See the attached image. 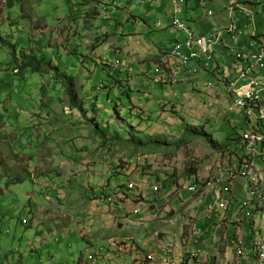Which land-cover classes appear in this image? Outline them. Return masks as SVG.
Returning a JSON list of instances; mask_svg holds the SVG:
<instances>
[{
    "label": "rangeland",
    "instance_id": "obj_1",
    "mask_svg": "<svg viewBox=\"0 0 264 264\" xmlns=\"http://www.w3.org/2000/svg\"><path fill=\"white\" fill-rule=\"evenodd\" d=\"M9 1L14 3L10 17L6 11ZM88 1L0 0V27L7 22L1 32L24 50V55L33 54L37 61L45 57V62H50L59 71L51 72L42 66L44 72L25 73L21 79L12 70L0 72L3 114L0 122V190H5L0 192V264H7L8 256L9 259L19 256L21 264H40L38 259L42 264H50L45 257L48 252L27 250L30 231L23 236L21 231L14 230L16 220L22 216L36 215L33 217L38 220L39 229L42 225L54 228L51 216L61 209L73 208V202L74 205L84 202L90 188L92 194L99 193V197H92L100 198L107 183L118 180L114 179L119 176L126 182H133L138 191L143 187L142 181L150 184L163 177L167 179V182L161 180L165 183L163 192L169 190L170 181H176L173 186L181 187L189 175L204 173L203 162L209 152L220 149L219 143L223 145L227 139L235 137L231 129H238V113L232 105V95L225 88L226 97L222 100L217 99L213 90L204 92L197 87L185 91V95L169 93L161 99V95H154L158 86L149 78H144L149 84L145 90L149 97L135 90L129 99L126 94L121 95L123 91L118 88L112 90L108 98L106 91L101 92L95 116L104 131L95 126L91 117H79L81 109L70 102L74 96L83 101L85 97L83 109L91 106L92 98L86 97L89 93L83 87L115 85L102 69L99 59L90 58V46L87 47L86 41L98 33L95 27H86L89 21L84 15L91 9ZM217 2H207L200 7L198 15L205 18L208 9L217 13ZM130 3L131 8L141 11L138 0H130ZM104 4L109 11L106 13L100 6L104 14L97 19L103 27L100 37L115 29L111 10L116 8L109 0H104ZM195 5L194 0L189 1V12ZM122 12L130 14L128 9ZM116 13L120 14V9H116ZM148 16L152 21L164 19L163 12L157 10H150ZM13 22V27H9ZM258 22L262 24L258 27L261 31L264 17H259ZM106 49L107 44L100 46L98 54ZM212 76L216 80L221 78L218 73ZM114 95L116 100H113ZM121 105L123 109H120ZM68 107L74 117L66 115ZM87 115L94 116L91 110ZM69 126L73 127L72 131ZM107 126L112 127L110 132ZM65 157L70 160L66 161ZM18 178L20 181L15 182ZM121 182L123 187L125 181ZM70 200L74 201L68 204ZM90 201L91 198L85 203ZM72 211L74 213V209ZM70 217L73 218V214ZM73 225L70 232L74 231ZM55 237L60 239L59 243L51 242L49 251L59 257L62 264H78L85 243L77 233L70 238L55 233ZM32 246L36 247L35 244ZM11 248L17 253L8 252ZM164 249L168 250H162L167 254L169 249Z\"/></svg>",
    "mask_w": 264,
    "mask_h": 264
},
{
    "label": "crops",
    "instance_id": "obj_2",
    "mask_svg": "<svg viewBox=\"0 0 264 264\" xmlns=\"http://www.w3.org/2000/svg\"><path fill=\"white\" fill-rule=\"evenodd\" d=\"M109 1L113 2L116 9H120V14L116 13V9L111 10L115 29L111 33H106L107 35L104 37L103 42H100L102 46L107 44V49L104 53L98 54V46H95L91 56L99 60L106 58H108L107 60L112 58L123 60L134 69L132 78L123 85L125 87H122V90L128 91L127 98L131 99L130 93L132 96L135 90L140 95L143 94L149 97L150 94L145 91L148 89L149 84L144 78H150L151 68L160 63L164 51L173 42L182 38L178 32H174L171 28V1L144 0L143 3L138 1L141 5V11L144 12L138 11L134 7L131 8L130 0ZM189 1L187 2L186 10H184L183 18L184 20L186 19L188 26L196 33L202 35L211 32L213 29H221L227 26L228 17L224 8L228 0H194L196 5L192 7V12H189ZM213 1H218V12L215 13L212 9H208L212 11V16H207V10L205 18L200 17L198 15L200 7L207 4V2ZM237 1L243 4L249 0ZM251 1L250 5L254 10L252 28L257 32L258 27L262 26L258 19L259 17H264V0ZM99 2H102V0L91 2L93 6L90 20L92 23L89 24L90 28H96L98 36L103 32V27H100V23H97V18L103 15L100 7H98ZM125 2L128 3L126 4ZM95 3H97L96 6L99 9L98 15L95 10ZM123 9H128L130 14L123 13ZM150 10L162 11L164 19L152 21L148 16ZM106 11H109V9ZM108 17L109 15L107 14ZM258 34L263 35L264 28L258 31ZM95 40L99 41V38L93 37L91 40L86 41V44L90 45ZM249 40L250 27L248 26L240 38L231 40L225 37L223 43L225 45L237 43L238 47L243 50L254 51L256 47H248ZM224 51L225 49L220 46L213 53L212 64L217 70L212 68L203 70L196 67V72L193 75L183 79V82L186 83L182 82L179 85L170 86L151 82L158 86V88H155L154 95H161V99H165L164 96L166 94L185 95L187 94L185 91L187 92L197 87L204 92L213 90L217 94V99L222 100L223 97H226L224 86L217 83L216 77L212 75L216 74L217 71L227 76L228 79H232L236 75L235 72L231 71V66L230 64L228 65L229 59L224 54ZM165 68L167 73L171 74L181 70L180 65L173 61H168ZM93 88L86 89L83 87L84 90L88 91L90 99L93 95L92 92H94ZM186 96L191 99L190 95ZM98 100L99 98L96 97V101ZM185 105H188V102H185ZM106 116L109 117V115ZM82 117H85V119L91 117L92 122L98 121L96 116L84 115ZM68 122L69 120L66 122L67 126L69 125ZM69 128L70 131L73 130L72 126H69ZM109 128L112 127L107 126L108 132L111 131ZM159 133L162 134L163 132L160 131ZM213 152H209L203 163L205 170L208 169L212 173H216L219 162L218 157L215 155L216 152ZM65 159L66 161L70 160L66 157ZM114 180L116 181L107 183L106 191L100 198H93V195L99 197V193L92 194L90 188L87 191L89 192L88 196H86L87 198L83 199L84 202L74 205V200H70L68 204L73 202L71 204L73 208H67L65 211L61 209L60 212L51 216L50 220L53 221L54 228L42 225L39 229L38 220L33 217L36 215H32L31 217L28 216L29 220H32L27 226L20 225L19 220H16L14 230L18 233L21 231L23 236L30 231L31 236L26 243L27 250L35 252L38 250L42 253L48 252L45 257L50 260V264H55L54 261L58 262L56 264H62L59 261L60 258L48 249L52 244L51 242L56 243V245L59 243L60 239L55 237V233L67 238L77 233L78 237L85 243V248L78 257V264H82L88 254L98 251L100 247L104 248V253L97 257L95 264H240L231 245V235L235 233L236 228L233 229L227 224L220 226L207 222V219L203 217L200 211L206 203L204 200L200 201V205H197V202L191 201L184 192L178 194L174 191V187H171L163 194H148L147 196L142 194L140 197L125 192L126 199H124V202L117 203L116 201L117 204L111 205L107 204L103 198L104 196L117 194L118 188L122 183V176ZM169 183L175 184L176 181H170ZM239 185L235 186L238 192L242 190L241 184ZM90 198L91 201L85 203ZM81 200L79 199V201ZM134 209L139 211L138 215L141 220H139L138 216L131 214ZM72 214L73 218L75 217L74 219L70 217ZM71 225L74 227L72 232L69 231ZM198 228L203 229L200 245L203 252L197 259L191 261L188 259L186 252L196 248L194 238ZM237 232H240V230ZM242 233H245L244 228ZM33 244L36 247H33ZM165 247L169 249L167 254L161 251V248ZM17 248L20 249L18 245ZM8 252L17 253V250L11 248ZM6 258L7 264H21L19 256L18 258L13 256L12 259H9V256ZM39 260L41 259H38V262ZM242 263L245 264L244 261Z\"/></svg>",
    "mask_w": 264,
    "mask_h": 264
},
{
    "label": "clouds",
    "instance_id": "obj_3",
    "mask_svg": "<svg viewBox=\"0 0 264 264\" xmlns=\"http://www.w3.org/2000/svg\"><path fill=\"white\" fill-rule=\"evenodd\" d=\"M92 1H94V0L88 1V4L91 6L90 12L85 13V15H84L85 19H87L89 21L88 25L86 26L87 28L89 27V24L92 23V21L90 20V17L92 16V14H90L92 12V6H93L91 3ZM138 1L140 3L144 2V0H138ZM170 1L172 4L171 28L174 30V32H178L182 36V38L180 40L173 42L169 46L170 48L167 49L166 51H164V55L160 59V63L154 66L157 68L159 73L156 74L155 71L150 70V73H149L150 78L149 79L152 82H155V83H158L161 85H179L180 83L183 82V79L185 77L193 75L196 72V67L202 68L203 70H209L211 68L214 70H217V69H215V66L212 64L213 63L212 56H213L214 51L218 47L222 46L225 49L224 54L229 59L228 65L230 64L231 71L235 72L236 75L232 79L231 78L228 79L227 76H224L223 74H221L220 71H217V73L221 77L220 79H217V83L222 84L224 86V88L227 90V92L232 95V105H233V107H235V110L238 113L236 117L242 118L244 120V122L243 123L241 122V124H240V122L237 121V119H236L237 124H238V130H237V134L235 135V137H233L230 141L227 140L226 143H224L223 145L219 143V145L221 146V147H219L220 149H215V151L214 150L211 151V152H213V151L218 152V154L217 153L215 154L218 157L217 159L219 162L218 163V171L216 173H212L211 170L206 169L203 174L194 173V174L189 175L188 178L186 179V182L181 187L173 186L174 184L169 183L171 185L169 188H171L173 186L174 191L175 192L177 191L178 194H181L183 192H187L191 201L197 202L196 203L197 205H200V201L204 200L206 203L204 204L203 209H201L200 211H201V214L203 215V217H205L207 219V222H211L213 224L220 225V226L227 224L229 227H231L233 229L236 228L235 233L233 235H231V245H232L235 256L240 261V264H243L242 261H244L245 264H259V256H258L257 252L254 251V245H252V242L255 241L254 239L256 236V231L253 229H250L247 222H245V221L238 222L237 221V214H236V212H234L233 209L229 210V212L224 213V214H222L221 212L217 213L214 210V206L212 205L211 195L206 190V186H205V181L207 178H209L215 174H219L220 171L224 168H227V167L232 168L233 166L239 164V161L241 160V158L246 153L247 141L244 138L245 133L252 132L254 135H257V136H262L264 134V118H260L259 114H258L260 107H261V106H259L260 103L257 102L256 100L243 99V101L245 103L244 106H237V104H235L236 101L242 100V99H240V96L237 95V90L240 89L241 87L247 85V81H248V80L239 78V76H238V72L240 71V69L238 71V68L240 66V68L244 69L243 68L244 64H239L237 58L235 57L236 53L237 52L247 53V54H249V56L250 55H257L258 53H264L263 44L256 43L253 41L255 29L252 28L253 21H254V10H253L252 6L250 5V3L252 1L249 0L247 3L245 2L242 4V3L238 2L237 0H228L226 2L225 8H224L225 12L227 14V17H228L227 26H225L224 28H221V29H213L211 32H208V33L202 34V35L196 33L194 30H192L188 26L186 19L184 20V18H183V14L185 12L184 10H186V5H187L188 0H170ZM12 4L14 5L13 2H12ZM111 4L113 5V2H111ZM104 5H105L104 0H102V2L98 3V7L103 6L102 9L104 11H106L108 8H106ZM98 10L99 9H97V15L99 14ZM107 12L108 11H106V13ZM206 13H207L208 17L212 16L211 10H208ZM87 15H90V17H87ZM176 19L179 20L178 24H176V22H175ZM230 25H234L236 27V29L234 30L232 35L228 34L226 32ZM248 26L250 27V40L248 41V47L249 48L250 47H256V48H254L255 49L254 51L243 50V49L238 47L237 43H234L233 45H229V44L225 45L223 43L225 37L229 38L231 40H236V38H240V36L243 35L244 31L246 30V28ZM188 34H190V36H191V39H189V40H188V37H189ZM106 35L107 34L103 35V37H100L98 35L94 36V38H96L98 36L97 38H99V41L95 40L92 44L87 45V47L90 46L89 48H90L91 54L94 52L93 50H94L95 46H98L97 50L99 49L100 46H102V45H100V42H103L104 37ZM209 37L217 38V41L209 43L207 41L209 39ZM187 40L191 42L190 48H188L185 45ZM175 45L181 46V52H182L181 54L182 55L190 56V54H194V56L188 57V59L185 62H183V60L181 58H173L171 56L170 52L174 49ZM9 53L10 52L8 51L7 55ZM90 58H92V56ZM107 59L108 58H106L104 60H99V61H100V64L102 66V69L107 73L108 77L115 81V85L113 87H111V85L106 84L103 86L94 87L93 88L94 92H92L93 95L91 97L92 101H90L91 106H89L88 108L83 109V106L85 107V103H86L85 97H83L84 101L81 99L75 98L76 99L75 105L71 101L70 103H72V106L79 107L81 109L82 113L79 117H82L84 115L89 116V115H87V113L90 110H91V112H93L94 116L96 115V106H98L97 103L101 98V92H103L104 90L107 92V94H106L107 98L112 94V90L114 91L117 88L120 91H123V92H121V95L126 94V96H127V94H128V91L125 89L122 90V87H125L123 85H125L132 78V76L134 74V69L131 68L128 64H126L123 60H121L119 58H112L110 60H107ZM168 61H173L176 64L178 63L181 67V70L174 72L173 74L167 73L165 66H166ZM42 66H44V65H42ZM42 66H40V71L44 72L42 70ZM263 71H264V60H263L262 66L260 68H258V70L251 75V76H254L255 79H257L259 81L258 90H259L260 96L262 98H264ZM51 72H55V71L52 70ZM15 73L16 72L13 71V74H15ZM163 76L166 78L165 81L162 82V81L158 80V77H163ZM185 80H187V79H185ZM230 84H234L235 87H231ZM1 92H2V88L0 90V94H1ZM86 97L90 98V96L88 94L86 95ZM96 97L99 98L98 101H96ZM113 100H116V98L114 97ZM118 101L120 102V100H118ZM108 104H110V103H108ZM120 104H121V102H120ZM120 109H123L122 105H121ZM66 111H67L66 115H71V117L73 116V114L71 113L72 109L70 110V108L68 107V109ZM250 111L252 112V114L248 115V113ZM244 112H246V116L243 117L242 113H244ZM113 113L115 116H117V117L119 116L115 110L113 111ZM0 115L3 116L1 104H0ZM67 120H69V119H67ZM94 124L96 127L99 128V130H101V131L105 130V129H102V127H100V125H98L99 123L97 121H94ZM239 126H240V128H239ZM257 144H258L259 151L264 155V140L261 142L259 141ZM217 145H218V143H217ZM109 168L112 169V167H109ZM28 174H30V173L28 172ZM161 180L165 181V182L167 181V179L165 177L161 178ZM161 180L154 181L150 184H148L146 180H145V182L142 181L141 183H142L143 187L140 188V191L137 190V187L133 182H130V181L126 182V180H122V181H125V183H124L125 185L123 187H121V185L119 186L117 194L114 196H104L103 199L107 204L114 205V204H117L120 202H124V199H126L125 192H129V193H131V195L136 196V197H140L142 194H145V193L163 194L162 185H164L165 183H163ZM17 181H20V179L19 178L15 179V182H17ZM191 183H197L198 189L195 191L189 190L188 186ZM243 183H245V182L241 181V180H236L232 183L233 192L242 198H243L244 188H245ZM239 184H241L242 190L238 192V191H236L235 186L239 185ZM52 187H55V185H52ZM3 191H5V190H2V191L0 190L1 193ZM97 200H100V199H97ZM116 201H117V203H116ZM138 212L139 211L137 209H134L131 212V214L138 216L139 220H141V217L138 215ZM254 218H255L254 221H256L257 226H259L260 220L257 218V213L255 214ZM23 220L25 221V223H23ZM29 222H30V220H29L27 215L22 216V218L19 220V223L22 226L29 225ZM243 228L245 230V233H242ZM202 230H203L202 228H198L196 233H195L194 243L196 245V248L186 252L188 259L191 261H194L195 259H197L201 255V253L203 252V249L200 247L202 233H203ZM238 230H240V232H237ZM240 240L242 241V244L238 245V242ZM236 243L238 246H236ZM162 250L168 251L164 248H161V251ZM103 253H104V248H102V247L98 248V251L88 254L86 256V259L83 260L82 264H88V263L95 264L97 257H99ZM89 256H92L91 261L88 260ZM38 263L42 264L41 260H39Z\"/></svg>",
    "mask_w": 264,
    "mask_h": 264
},
{
    "label": "built area",
    "instance_id": "obj_4",
    "mask_svg": "<svg viewBox=\"0 0 264 264\" xmlns=\"http://www.w3.org/2000/svg\"><path fill=\"white\" fill-rule=\"evenodd\" d=\"M176 24L179 20L176 19ZM236 27L230 25L227 29L228 34H233ZM188 40L191 39L188 34ZM186 41L185 45L190 48L191 42ZM209 43L216 42L217 38L209 37L207 40ZM181 46L175 45L174 49L170 52L173 58H181L185 62L188 57L181 54ZM235 57L241 61L239 64L248 65L246 69L238 68L239 78L248 80L247 85L237 90V95L240 96L239 101H236L237 106H244L243 99L256 100L260 103L259 117L264 118V98L260 96L259 81L251 76L258 70L263 64L264 53H258L257 55H250L247 53L237 52ZM238 61V62H239ZM238 67V66H237ZM156 74L159 73L155 70ZM248 76V77H247ZM165 77H158V80L165 81ZM231 87H235L234 84H230ZM250 111L248 115H251ZM245 140L247 141L246 153L239 161V164L232 168L227 167L220 171L219 174H215L205 181L206 190L210 193L212 199V205L214 210L222 214L234 210L237 214V221H245L248 223L250 229L256 231L254 245V251L259 256V264H264V155L259 151L258 142L264 140V134L262 136L254 135L252 132L245 133ZM236 180L244 181V194L243 198L239 197L233 192L232 183ZM188 189L195 191L198 189L197 183H191ZM260 220V225L257 226L254 221L255 214ZM23 223L25 221L23 220ZM242 244L240 240L238 245ZM236 243V246H238ZM241 252V251H240ZM88 260H92V256L88 257ZM91 264V263H88Z\"/></svg>",
    "mask_w": 264,
    "mask_h": 264
},
{
    "label": "trees",
    "instance_id": "obj_5",
    "mask_svg": "<svg viewBox=\"0 0 264 264\" xmlns=\"http://www.w3.org/2000/svg\"><path fill=\"white\" fill-rule=\"evenodd\" d=\"M13 9V4L11 1L8 2L7 4V10L9 11V17L11 16L10 10ZM6 10V11H7ZM1 14V11H0ZM7 22H3V26L0 27V72H9L10 70L16 72L14 75L16 77H19L21 79L25 73H31V74H38L40 73V66L44 65L47 67L49 70H54L55 72H59L55 67H52L50 62H45V57H41L37 61V56H34L33 54L30 55H24L25 51L20 49L17 44H13L12 42L9 41V39L6 38L5 32L4 34L1 32L2 29L5 27ZM14 22L9 24V27H13ZM7 28V29H11ZM5 31V30H4ZM254 42L256 43H261L264 46V34L259 35L258 32L255 31L254 33ZM10 52L7 57V52ZM239 61V60H238ZM241 61H239L240 63ZM248 65H243V68L246 69ZM151 70L155 71L157 70L156 67H152ZM70 83H72V79H68ZM110 85V84H107ZM172 86V85H170ZM1 90V88H0ZM68 91V90H67ZM105 91V90H104ZM116 97V95H114ZM117 98V97H116ZM72 103L75 105V96L71 98ZM243 117L246 116V112L242 113ZM241 114V115H242ZM2 120V115H0V121ZM239 122L243 123L244 120L242 118H239ZM240 128V126H239ZM236 130V131H235ZM235 130L231 129L232 131V136L237 134V128ZM232 139V138H231ZM231 139H227L230 141ZM217 147V144H215ZM219 148V147H218Z\"/></svg>",
    "mask_w": 264,
    "mask_h": 264
}]
</instances>
